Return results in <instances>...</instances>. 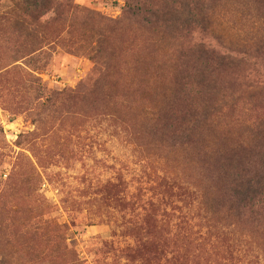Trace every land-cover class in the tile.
<instances>
[{"label": "rangeland", "instance_id": "374dc122", "mask_svg": "<svg viewBox=\"0 0 264 264\" xmlns=\"http://www.w3.org/2000/svg\"><path fill=\"white\" fill-rule=\"evenodd\" d=\"M29 3L0 0V264H264V198L229 210L263 162L264 0Z\"/></svg>", "mask_w": 264, "mask_h": 264}, {"label": "trees", "instance_id": "16d2710c", "mask_svg": "<svg viewBox=\"0 0 264 264\" xmlns=\"http://www.w3.org/2000/svg\"><path fill=\"white\" fill-rule=\"evenodd\" d=\"M30 1L31 3H29V6L27 7L25 14H28V17H30L31 20L35 21L45 15L44 14L45 5H38V3H36L37 0H30ZM47 1L49 2V0H46V2ZM219 59L222 61H226V60L230 61L232 58L223 55L221 56V58L219 57ZM202 123H203L202 117L191 119L189 122H187L188 127L186 128L183 135L180 137V143L181 144L191 143L192 139L194 138V133H196V131L202 128L201 126ZM262 158H263V162L261 163V166L258 170V174H255L253 177L245 180L241 176L237 177V181H235V187L231 190V195H232L231 199L232 200L234 199V202L232 203V205L229 206V210L238 209V208L242 210L247 207L252 208L255 205V203L257 202L260 203L259 202L260 198H264V154H262ZM162 182L164 181L162 180ZM160 184L162 185L163 183ZM146 204L149 207L150 206L154 207V205H156L155 203L152 202H147ZM205 212L207 214H210V216L214 215L212 212H208L206 210ZM192 226L195 225L192 224V221L190 222L187 219H181L180 221H178V223L174 225L175 228L184 231V233L186 234L189 232L188 230L192 228Z\"/></svg>", "mask_w": 264, "mask_h": 264}]
</instances>
